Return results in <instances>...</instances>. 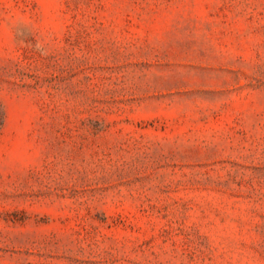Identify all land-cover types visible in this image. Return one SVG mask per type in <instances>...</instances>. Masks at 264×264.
I'll use <instances>...</instances> for the list:
<instances>
[{"label":"rangeland","instance_id":"obj_1","mask_svg":"<svg viewBox=\"0 0 264 264\" xmlns=\"http://www.w3.org/2000/svg\"><path fill=\"white\" fill-rule=\"evenodd\" d=\"M0 264H264V0H0Z\"/></svg>","mask_w":264,"mask_h":264}]
</instances>
